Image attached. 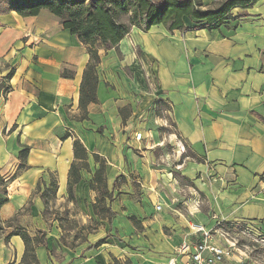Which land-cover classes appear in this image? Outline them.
Masks as SVG:
<instances>
[{"label": "crops", "instance_id": "crops-1", "mask_svg": "<svg viewBox=\"0 0 264 264\" xmlns=\"http://www.w3.org/2000/svg\"><path fill=\"white\" fill-rule=\"evenodd\" d=\"M98 52L97 99L84 114L83 43L47 10L0 14V264L23 256L17 228L44 233L38 264H157L181 243L194 250V224L240 238L219 264H264V245L226 226L254 222L264 235V0L233 28L132 27ZM76 139L88 157L70 199ZM94 155L113 195L109 220L90 188ZM51 177L57 191L46 205L34 192Z\"/></svg>", "mask_w": 264, "mask_h": 264}, {"label": "trees", "instance_id": "trees-1", "mask_svg": "<svg viewBox=\"0 0 264 264\" xmlns=\"http://www.w3.org/2000/svg\"><path fill=\"white\" fill-rule=\"evenodd\" d=\"M257 1L220 0L215 8H209L201 0H0V14L13 11L28 17L47 10L83 43L88 53V61L80 81L78 107L85 114L86 107L97 99V66L100 62L98 50L115 48L132 27L143 32L159 24L164 25L169 32L198 28L211 31L221 26L233 28L246 15V10L252 8ZM234 9H241L242 12L233 14ZM11 75L12 72L5 78H10ZM62 75L70 77L72 73L64 70ZM27 152V148L21 150V161L26 159ZM73 153L74 160L69 166L67 178V195L70 199L75 198L74 187L79 183L80 170L82 166H86L88 157V152L79 139L73 142ZM94 159L99 167L93 172L90 188L97 190L96 204L109 220L114 212L104 202L111 201L113 195L106 189L103 161L97 155H94ZM49 182L46 186L43 180H39L34 192L41 190L40 197L46 205L55 197L57 191L56 179L51 177ZM41 184H44L43 187ZM3 202V199L0 200V205ZM13 219L14 217L11 218ZM131 220L134 222L133 218ZM134 224L137 227V223ZM226 226L229 227V223ZM10 234L18 235L24 243L23 256L17 264H38L35 249L38 245L45 244L44 233L40 231L31 235L27 230L17 228ZM101 242L103 241H98L97 244Z\"/></svg>", "mask_w": 264, "mask_h": 264}, {"label": "built area", "instance_id": "built-area-1", "mask_svg": "<svg viewBox=\"0 0 264 264\" xmlns=\"http://www.w3.org/2000/svg\"><path fill=\"white\" fill-rule=\"evenodd\" d=\"M134 137L140 139L141 133H136ZM156 207L160 209L159 205ZM229 225L231 228H237L238 232L243 235L254 238L255 240H260V242L264 243V235L257 233L259 231L257 223L241 221L237 222V224L229 223ZM191 229L192 233L197 235V242L193 245L194 250L188 251L187 245L181 243V245L176 248L175 254L172 257L165 262H159L157 264H219L224 257L230 253L229 248L221 247L214 243V230L205 229L200 224L192 225ZM254 232H256L257 235L254 234ZM219 233L224 237L225 234L229 236L227 230H221ZM234 240L230 242V247L235 246Z\"/></svg>", "mask_w": 264, "mask_h": 264}, {"label": "rangeland", "instance_id": "rangeland-1", "mask_svg": "<svg viewBox=\"0 0 264 264\" xmlns=\"http://www.w3.org/2000/svg\"><path fill=\"white\" fill-rule=\"evenodd\" d=\"M168 150H169V149H168ZM169 151H170V150H169ZM124 179H125V177H124L123 175H122V176L120 175V176H117L115 180L117 181L118 184H121L123 181H125ZM131 186H132V185H131ZM126 190H127V189H126ZM129 191H131V192L133 193V194H132V193H131V194L129 193L130 196L134 197V195L136 194V191H139V189H138L137 186L133 185L132 188H131ZM120 193H121V192H118V193H117V196H118ZM127 193H128V190H127ZM120 195H121V194H120ZM117 196H116V197H117ZM50 201H51L52 203L55 202L54 198H51ZM71 214H72V215H75V214H77V213L72 211ZM72 219H76V218H72ZM68 221H75V220H68ZM235 229H237V228H235ZM220 231H221V230L218 229V228L216 227V228H214V233H213V234L215 235L216 232L219 233ZM236 231H237V230H236ZM229 233H230V232H229ZM219 234H220V233H219ZM220 235H221V234H220ZM220 235H219V236H220ZM232 235H233V234L230 233L229 236L226 235V234H225V237H224V236H221L222 239H223V237L225 238V241H224V242H225L226 244L224 243V244H223L224 246H223L222 244H221L222 246H221V245H220V246H221V247H226V248L231 249L232 246L230 247V245H231L230 242H232V240H234V239H235V240H234V245H236V242L238 243V241H239L240 238L237 237V236H234V235L232 236ZM246 237H248V236H246ZM232 238H234V239H232ZM250 238H251V237H250ZM259 241H260V240H259ZM260 243H261L262 245H264V243H262V242H260ZM226 256H227V255H226Z\"/></svg>", "mask_w": 264, "mask_h": 264}]
</instances>
